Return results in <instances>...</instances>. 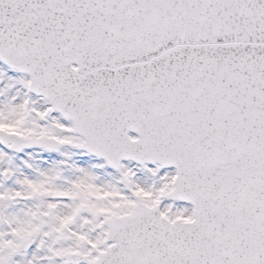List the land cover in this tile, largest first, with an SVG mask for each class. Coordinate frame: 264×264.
Wrapping results in <instances>:
<instances>
[{"label":"snow or ice","instance_id":"1","mask_svg":"<svg viewBox=\"0 0 264 264\" xmlns=\"http://www.w3.org/2000/svg\"><path fill=\"white\" fill-rule=\"evenodd\" d=\"M0 264H264V0H0Z\"/></svg>","mask_w":264,"mask_h":264}]
</instances>
